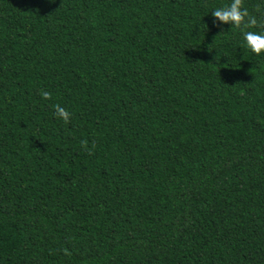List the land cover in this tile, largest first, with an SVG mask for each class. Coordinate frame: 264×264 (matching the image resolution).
Wrapping results in <instances>:
<instances>
[{
  "label": "trees",
  "instance_id": "trees-1",
  "mask_svg": "<svg viewBox=\"0 0 264 264\" xmlns=\"http://www.w3.org/2000/svg\"><path fill=\"white\" fill-rule=\"evenodd\" d=\"M229 2L0 0V264H264V55Z\"/></svg>",
  "mask_w": 264,
  "mask_h": 264
},
{
  "label": "clouds",
  "instance_id": "clouds-1",
  "mask_svg": "<svg viewBox=\"0 0 264 264\" xmlns=\"http://www.w3.org/2000/svg\"><path fill=\"white\" fill-rule=\"evenodd\" d=\"M211 16L214 24L219 22L228 25L229 31L237 30L242 36L245 47L251 53L257 56L264 55V26H261L258 19L248 12L243 0H230L227 5L214 8ZM49 95L48 92L42 93L45 99ZM56 115L66 121L70 114L57 105Z\"/></svg>",
  "mask_w": 264,
  "mask_h": 264
}]
</instances>
